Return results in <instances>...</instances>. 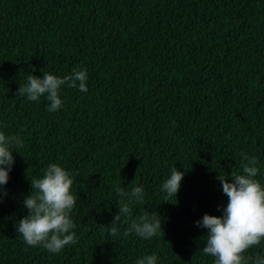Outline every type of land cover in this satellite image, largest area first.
I'll return each instance as SVG.
<instances>
[{"label":"trees","instance_id":"1","mask_svg":"<svg viewBox=\"0 0 264 264\" xmlns=\"http://www.w3.org/2000/svg\"><path fill=\"white\" fill-rule=\"evenodd\" d=\"M74 68L88 91L63 86L56 112L16 95L29 74ZM0 131L24 141L0 193V264H136L153 253L157 264H214L195 222L223 215L219 173H242L245 152L264 184V0H0ZM51 163L78 173V242L58 254L16 230L30 181ZM174 166L184 177L167 198ZM135 186L145 200L133 218L158 213L164 235L109 234L116 189ZM257 252L264 243L247 254Z\"/></svg>","mask_w":264,"mask_h":264},{"label":"clouds","instance_id":"2","mask_svg":"<svg viewBox=\"0 0 264 264\" xmlns=\"http://www.w3.org/2000/svg\"><path fill=\"white\" fill-rule=\"evenodd\" d=\"M43 73L42 78L27 75L26 83L19 86L16 95L37 103L41 97H45L49 102L46 110L56 112L64 106L60 95L63 86L78 88L81 92L88 91L86 70L74 68L70 75L62 78ZM23 147L24 141L19 134L6 135L0 131V193L4 195L7 194L4 186L10 179L9 173L15 163L13 149ZM239 155L242 173H231V179L220 173L217 177L227 197L226 206H218L223 215L205 213L195 222L197 227L207 229L202 252L214 258V264H264V255L261 253L247 254L264 243V184L256 178L260 173L257 166L259 161L255 155L245 152ZM77 177L78 173L51 163L41 178L30 181L31 193L23 200L27 215L16 224V230L27 246L42 247L50 253L58 254L66 246L78 242L74 231L77 225L72 218L79 198L72 190ZM183 177L184 173L175 166L171 169L170 176L162 184V191L167 194V198L177 196ZM116 193L119 197L118 212L111 223V236L129 238L135 234L149 240L163 233L162 222L157 219L158 213L150 214L146 211L139 218H133L132 205L143 204L145 200L143 186H135L131 191L118 187ZM122 218L127 227L121 233L118 224ZM157 260V255L153 253L138 259L136 264H157Z\"/></svg>","mask_w":264,"mask_h":264}]
</instances>
